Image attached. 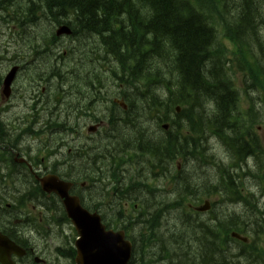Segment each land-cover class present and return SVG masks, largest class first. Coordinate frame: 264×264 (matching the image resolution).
Segmentation results:
<instances>
[{"label":"trees","instance_id":"1","mask_svg":"<svg viewBox=\"0 0 264 264\" xmlns=\"http://www.w3.org/2000/svg\"><path fill=\"white\" fill-rule=\"evenodd\" d=\"M45 1L51 4L54 24L72 25L79 34L78 40L96 36L105 56L117 64L110 72L120 85L126 86L124 96L131 98L128 101L132 112L138 103V108L143 107L146 113L150 110L160 123L170 122V133L160 143H154L133 118L135 139L147 137L143 147L154 161L164 166L167 160L175 159L168 156L182 151L181 156L185 157L188 150L192 164L197 167L213 164L212 170L216 171L212 179L217 182L213 181L210 192L217 193L219 201L225 194L231 202H236L239 193L234 179L239 176L237 169L247 162L245 139L252 140L250 132L256 129L258 117L264 123V0ZM240 89L250 101L246 108L241 107ZM252 93L258 98L251 97ZM177 106L182 107L178 114ZM172 112L178 120L169 116ZM253 114L258 117L253 118ZM206 134L223 141L228 163L224 161L226 158L209 154ZM195 153L199 155L197 159ZM198 170L200 174L199 167ZM203 179L198 178L196 188H201ZM180 182L183 185L177 188L185 190L180 193L177 189L175 200L152 202L150 197L146 200L151 209L134 213V222L148 229L137 240V246L139 240L145 241L149 249L151 245L160 246L161 256H153H164L173 264L177 257L173 236L179 235L178 231L197 232L203 227L205 235L201 245L204 242L209 249L191 253L220 261L226 219L213 213L204 222L194 220L186 201L196 191L189 177ZM209 183L204 182L207 186ZM129 187L134 195L143 188L152 191L149 184ZM206 190L210 189L203 192ZM118 213L122 220L121 210ZM230 214L229 222L237 226V216ZM168 215L177 220L176 226L163 224ZM178 216L185 217V221L180 222ZM124 226L128 232L134 227L129 222ZM160 226L167 228L163 235H172L165 236L162 244L156 237ZM143 254L144 249L137 247L136 256L140 257L141 264H151L153 257H142ZM177 260L180 264L179 257Z\"/></svg>","mask_w":264,"mask_h":264},{"label":"flooded vegetation","instance_id":"2","mask_svg":"<svg viewBox=\"0 0 264 264\" xmlns=\"http://www.w3.org/2000/svg\"><path fill=\"white\" fill-rule=\"evenodd\" d=\"M2 2L3 0H0V232L23 250L19 255L12 256L18 264H36L37 259H40L37 257L38 247L34 242V235L43 236L40 228L46 234L43 239L47 248L50 247L49 242L56 240L63 253L61 255L73 260L71 257L74 252L72 247L67 245L70 236L69 225L66 224V218L62 213L63 199L54 192L43 190L44 178L56 175L63 181L72 182L70 194L79 196L81 205L88 211L99 214L108 230L118 231L125 230L117 224L118 209L121 210L123 218L129 219L131 216L129 210L134 194L132 189H127L128 185H132L133 182L134 185H145L164 178L171 186L182 185L180 182L182 173L192 168H183L182 164L176 161L172 162V170L166 172L164 166L155 161L156 169L151 171L149 162L153 157L137 142L127 145L129 151L139 149L145 151L139 158H143L145 154L147 157L133 165L134 173L129 171L126 160L120 165L116 164L113 156L114 142L116 138L124 136L111 130L112 121L118 117L128 120L131 113L124 112L130 109L124 98L117 96L113 98L114 103H119L123 107L119 109L102 97L99 72L101 68H97L100 62L95 60L84 65L85 52L95 54L96 48L101 46L96 36L92 37V41L89 39L90 43L86 50L74 51L77 56L66 62L70 49L57 52L59 45L54 36L50 2L45 0ZM12 9L17 12L23 11L25 17L19 18V14H16L12 18L10 16ZM35 9L37 10L32 12ZM7 15L10 18H6ZM44 25L45 31L42 32ZM55 52L62 53V69L54 66V62L57 61L54 57ZM55 72L58 73L55 75ZM72 73L80 78L74 77ZM97 73L98 76H94ZM53 85H56L55 93ZM100 102H104L105 107L99 111ZM103 110L105 114L102 113ZM70 111L73 113L69 114ZM117 111H122V114L118 115ZM73 114L76 128L70 131L68 121ZM53 118L62 123L61 130L59 126L57 128L52 126V122H56ZM85 119H88V125ZM77 121L83 123L76 125ZM102 121L107 123L100 128H94L95 132L91 131L92 125ZM92 132H98V136L94 137ZM151 133L147 132L146 135L151 137L154 143H160L170 131H164L161 137L155 135L156 138ZM90 141L99 145L93 156L90 155ZM245 141L248 143L245 154L247 162L240 166L242 177L234 180L242 186L238 196L240 205L248 207L245 199L264 198V185L261 178L254 176L259 167L256 150L259 138L254 133L252 140ZM125 156L131 158L126 154ZM191 172L196 174L195 170ZM51 180L55 182L54 178ZM92 181L97 191L91 186ZM26 185L31 190H27ZM141 191L142 194H136L137 199L147 201L150 197H155L152 202L158 198L165 200L162 191L152 195L147 194L148 190L144 188ZM23 192L25 198L32 201V205L38 203L41 208L39 223L32 222L30 234L24 233V230L30 228L24 227L28 218L23 219L22 213L19 212L25 210L20 204ZM123 193L129 199L119 201L118 197ZM5 199H14L13 204L5 203ZM135 207L137 208L138 204ZM262 210V215H254L251 222L241 221L236 215L240 225L236 228L228 225L230 213L224 216L227 222L223 236L227 260L224 264H230V261H236L238 264H264V207ZM127 219L122 220L124 225L130 222ZM233 232L248 236L250 241L244 242L232 237ZM126 238H130L128 233ZM66 245L69 248L68 252L65 249ZM37 263L46 264L44 260Z\"/></svg>","mask_w":264,"mask_h":264},{"label":"rangeland","instance_id":"3","mask_svg":"<svg viewBox=\"0 0 264 264\" xmlns=\"http://www.w3.org/2000/svg\"><path fill=\"white\" fill-rule=\"evenodd\" d=\"M36 10L37 9L32 10V12H34ZM10 12L12 13V15L10 14V16L12 18H14L16 14H19L18 15L19 18H24L25 17V13L23 11L17 12V11H14V9H12ZM10 16L7 15L6 18H10ZM58 26H59L58 24H54L53 23L54 32H56V30L58 29ZM43 31H45V25L42 27V32ZM91 41H92V39H91ZM89 43H90V41H84V40H79L78 41L77 40V41L73 42V41H71V38H62L61 41L58 40L59 47L57 49V52H62L63 49H68V50L70 49L69 52H68V57L66 59V61H69V59H72L75 56H77L76 53H73L74 51L77 52L78 50H86L87 45ZM54 49H56V47H54ZM85 53H86V61L84 62V65H86V62H90V63L94 62V58H93L92 53L89 52V51H86ZM95 53L96 54L99 53V55H101L102 58H103L104 57V55H103V53H104L103 47L102 46H98L96 48V52ZM99 55L97 57H100ZM54 57H55V59H57V61L54 62L55 68L62 69L61 67L63 65V61H61L60 57L57 58L55 56V53H54ZM104 60L107 61L108 58H105ZM73 63H75V62H73ZM110 64H111V66H108V69L112 68V67L113 68L116 67L115 63H110ZM102 67L107 68L105 63H103V64L100 63V64L97 65L98 69L102 68ZM72 75L74 77H79L80 78V76H78L75 73H72ZM108 75H109V71H108ZM106 85H107V89L105 90V94L107 95V97H111V96H114L116 94L122 93V89L126 88L123 85H119V83L118 84L113 83L112 80H107ZM55 89H56V85H53V93H55ZM86 96L89 97V94L86 93ZM128 99H129V97H128ZM83 103H86V102H83ZM103 103L104 102H100L99 103V105H98V110L99 111L104 109L105 105H103ZM135 104L136 105L134 106V110L130 114L131 117L128 120L124 119L123 117H118L116 120L112 121V129H111V130H114L117 134L119 133V134H122L124 136L122 138H116V141L114 142V145H115V147L113 149L114 159L118 160V159H121V158H125V154L129 155V156H131V158H130V160H128V163L131 166H133L134 164H138L139 161L141 162V160L143 158L147 157V155H145L143 158H139L141 153L138 152V151H135V150L130 152L129 148L127 146L128 144H136V142L139 143V144H142V145L146 144V142H147L146 141L147 137L144 138V139H133L136 136V134H135L136 132L132 131L133 130V124H134L133 118H135L137 120L136 122L140 125V127H144L143 130L146 131V133L147 132H150V133L152 132L151 134L154 136V138H156V136L161 137V135L164 134L163 129H161L157 125V120H156L157 118L150 113V110L148 111V113H146V111H145V109H143V107H139L138 108V103H135ZM260 105L261 104L258 102L257 106L260 107ZM136 112H138V113H136ZM72 113L73 112H71V111L69 112V114H72ZM77 113H80V112H77ZM102 113L105 114V111L103 110ZM117 113H118V115L122 114L121 111H119ZM171 115H172V118H173L175 113L172 112V113L169 114V116H171ZM74 118H75V116L73 114V115L70 116V119L68 121L69 130L70 131L72 129L74 130L76 128L74 126V124H75ZM53 120L56 121V122H52V126H54L56 128H57V126H59V130H61V128L63 127L62 123L58 122L57 118H53ZM85 121H86V125H88V123H89L88 119H85ZM82 123H83L82 121H77L76 125H80ZM161 124L163 125V123H160V126H161ZM54 131H57V130H54ZM84 131H86V130H84ZM261 131H264V128H262ZM138 134H140V133H138ZM88 135H90V133ZM92 135H94V137H97L98 136V132H96V133L92 132ZM126 140H127V142H124ZM116 142H121V144L118 145V143H116ZM89 143H90V147H91L90 148V155L93 156L94 155V150L99 145H98L97 142L94 143L93 141H90ZM205 144H208V149H209L208 151H209L210 155L215 154L219 159L220 158L225 159L227 157V155H228L227 148H226L225 144L223 143V141L221 139L216 137L215 139H210V143L207 141ZM195 154H196L195 159H197V157L199 155H198V153H195ZM173 161L174 160H167V162L165 163L164 168H165L166 172H170L172 170V162ZM193 165L195 166V169L197 170L198 173H199L198 167L200 168V174H194L190 170H187L186 172L182 173V176L185 179H187L189 177L191 179V187H192V189L194 188L195 191H199L198 193L203 194V188L211 186L213 181L217 182L215 179H212L213 178V171H214V170H212L213 164L208 166V165H205V163H204L203 165H200L198 167H197L196 164H193ZM167 169H169V170H167ZM197 175H198V178H204L202 183L200 184L201 188H196L197 187L196 185H198ZM205 181L210 182L208 186L206 184H204ZM159 183H161V185L165 184V186L169 187V183H168L167 179H165V178L163 180H161ZM182 185H183V183H182ZM28 187H29L28 185L25 186V188L27 190H31ZM95 188H96V186H95ZM181 188L182 187L178 188V190H180V193H184L183 189L181 190ZM96 191H97V188H96ZM138 191H141V190H137V194H142L143 193V191H141L139 193H138ZM13 200L14 199H5V203H10L11 204L13 202ZM158 201H159V198H158ZM26 205L27 204H25V206ZM39 206L40 205L38 203H34V205L32 207H30L28 209H25L23 211H19V212L22 213V218L23 219H26V216H30L31 219L36 220L35 216L40 217L39 210L41 208ZM253 211L254 210L252 208H250V207L249 208L248 207H243L241 205L240 206H235V207H234V205L225 206L224 204L221 203V204H217L215 206V208L210 213L204 215V217H206V219H208L209 216H211L214 213V214H218L219 216H221L223 218L225 215H227L229 213H234L241 219V221L251 222V221H253V216H254ZM24 215H26V216H24ZM172 215L177 216L174 213H172ZM179 219H181L180 222H184L186 218L185 217H182V218L179 217ZM176 222H177V220L174 217H170V215L167 216V219H166L167 227L176 226ZM15 225H16V223H15ZM26 225H30V228H28V230H24L25 231L24 233L30 234L31 231H32V226L29 223L26 224ZM16 226L19 227L18 225H16ZM40 230H41L43 236H40L38 234L34 235L35 244L38 246V249L40 250L41 253H44L47 257H52V258L55 259L56 256H55V253L53 252V248H54L55 244L57 243L56 240L53 241V242H49L50 247L47 248V245L45 244V239H43V237L46 234L44 233V230H42L41 228H40ZM140 230H141V228H137V231H136V235L137 236H140ZM196 231L197 232L192 230L190 233H185V232L182 233V232L178 231L179 235L173 236L174 239H176V242H177V245H175L174 248L177 247L176 255L181 260V264H184V262H182V261L189 260L192 256H196V254L191 253L192 251H196L197 250V252H199L200 249H204L205 247L206 248L204 250L209 249V245L207 246L206 243L203 242V244L201 245L202 239H203V237L205 235V229L202 227V228H200L199 230H196ZM180 234H182V235H180ZM165 236H172V235L168 234V235L160 236L158 238L159 241L160 242H164L166 240ZM183 237H186V239H183ZM67 245H69V244H67ZM67 245H66L65 249L68 252L69 248H68ZM145 247H147V248H145ZM190 247H192L193 250ZM138 248L139 249L140 248L144 249V254H143L142 257H150V254L152 256H153V254H156L155 256H161L162 250H160V248H158L157 246H154V247H151L149 249V247L145 243V241L142 243L141 240H139L138 241ZM185 255H186L187 258L184 259ZM177 257L175 256V260L176 261H174L173 264H177ZM162 258H163V256L162 257H156V260H158V261H156V263H154V264H162V261H163ZM220 259L224 263L227 262L226 259H223V258H220ZM213 260L216 261V259H213ZM55 263L65 264L64 260H62V261L61 260H55Z\"/></svg>","mask_w":264,"mask_h":264},{"label":"water","instance_id":"4","mask_svg":"<svg viewBox=\"0 0 264 264\" xmlns=\"http://www.w3.org/2000/svg\"><path fill=\"white\" fill-rule=\"evenodd\" d=\"M62 30L66 33H71L70 27H64ZM180 110V108H178ZM43 188L47 191H55L62 198L65 199L67 211L69 216L73 220L77 232L80 238L77 240V246L79 248L77 262L78 264H125L130 256V242L126 241L123 245V241L116 234L112 233V238L106 237V231L104 225L101 223L100 217L89 216L88 213L83 210L77 198H68L66 196L67 189L70 184L58 182H48L47 179L43 184ZM76 203L77 206L72 205ZM201 207L199 209H207ZM80 214V215H78ZM79 216V217H78ZM108 235V234H107ZM122 235V234H121ZM4 245H9L8 250L4 249ZM15 246L6 236L0 233V260L5 264H13L9 259V253L11 250H16Z\"/></svg>","mask_w":264,"mask_h":264},{"label":"bare ground","instance_id":"5","mask_svg":"<svg viewBox=\"0 0 264 264\" xmlns=\"http://www.w3.org/2000/svg\"><path fill=\"white\" fill-rule=\"evenodd\" d=\"M52 20H53V18H52ZM53 23H54V20H53ZM72 25H68V24H60L59 26H58V29L56 30V32H54V36H55V40H59V41H61V39L62 38H60V37H62L63 36V34H64V30H62L64 27H71ZM89 39L90 38H88L87 40H84V41H89ZM91 39H93V38H91ZM71 40H74V41H77L78 39H77V37L75 36V37H72L71 38ZM79 41V40H78ZM58 45V44H57ZM55 51H56V49H54ZM93 55V58H94V61L96 60L97 62H100V63H107V61H105L104 59L105 58H107L106 56H105V52L103 53V55L105 56L104 58H102V56L101 55H99V53L98 54H92ZM100 56V57H97V56ZM55 56L58 58V57H60V59H61V61H63V58H62V53H60V54H57L56 52H55ZM67 59V58H66ZM66 59H65V61H66ZM67 62V61H66ZM111 63H115V61H111ZM116 64V63H115ZM117 65V64H116ZM63 66V65H62ZM112 69H114L113 67L112 68H109L108 69V71H109V76L111 77L112 76V74H111V72H110V70H112ZM94 76H98V73L97 74H95ZM129 99H130V97H129ZM129 102V101H128ZM129 107H131V102H129ZM179 107H181V106H177L176 107V113L178 114V113H180V111L178 110V108ZM117 112H119V111H117ZM173 119H177L178 120V118L176 117V115H174V117H173ZM157 120V125H158V127H160L161 129H163V131H171L170 130V122H165V123H163V125L161 124V126H160V121H159V119H156ZM104 123L106 124L107 122H105V121H102V122H99V123H95L94 125L96 126V127H98V128H100L101 126H103L104 125ZM169 129V130H168ZM135 151H138L139 152V150H137V149H135ZM142 154V153H141ZM150 154V153H149ZM165 166V165H164ZM190 167V166H189ZM167 170H169V169H167ZM181 179H185V178H183V176H182V178ZM101 188V187H100ZM178 189V188H177ZM183 189V192H184V188L182 187L181 188V190ZM179 192H180V190H179ZM193 195V194H192ZM153 198H155V197H153ZM163 205V204H162ZM166 214V213H165ZM163 220V219H162ZM129 231V230H128ZM137 243V242H136Z\"/></svg>","mask_w":264,"mask_h":264}]
</instances>
